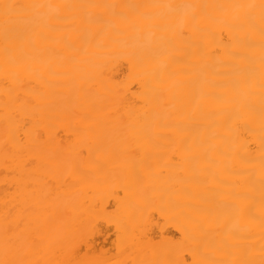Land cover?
<instances>
[{"label":"bare ground","instance_id":"1","mask_svg":"<svg viewBox=\"0 0 264 264\" xmlns=\"http://www.w3.org/2000/svg\"><path fill=\"white\" fill-rule=\"evenodd\" d=\"M125 262L264 264V0H0V264Z\"/></svg>","mask_w":264,"mask_h":264},{"label":"rangeland","instance_id":"2","mask_svg":"<svg viewBox=\"0 0 264 264\" xmlns=\"http://www.w3.org/2000/svg\"><path fill=\"white\" fill-rule=\"evenodd\" d=\"M101 225V224H100ZM100 225H99V228L101 229L102 228V231H104V232H106L105 233V236H104V238H105V240L100 244V246L99 247H101V248H99L101 251H104L105 253H110V254H112V253H114L115 251H114V245H113V239H114V237H113V234H112V229L110 228L109 229V227H107V226H104V224H102L101 225V227H100ZM103 232V233H104ZM156 234V233H155ZM165 234V233H164ZM159 235V234H158ZM157 235V236H158ZM168 235H170V233L168 232ZM156 236V235H155ZM157 236H156V238H157ZM167 236V235H166ZM159 237V236H158ZM103 238V239H104ZM155 238V239H156ZM102 240V238L101 239H99V241H101ZM123 264H130L129 262H125V263H123Z\"/></svg>","mask_w":264,"mask_h":264}]
</instances>
